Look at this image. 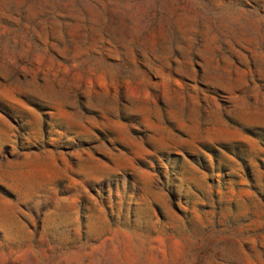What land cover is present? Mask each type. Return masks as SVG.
Masks as SVG:
<instances>
[{
    "label": "rangeland",
    "instance_id": "1",
    "mask_svg": "<svg viewBox=\"0 0 264 264\" xmlns=\"http://www.w3.org/2000/svg\"><path fill=\"white\" fill-rule=\"evenodd\" d=\"M0 264H264V0H0Z\"/></svg>",
    "mask_w": 264,
    "mask_h": 264
}]
</instances>
